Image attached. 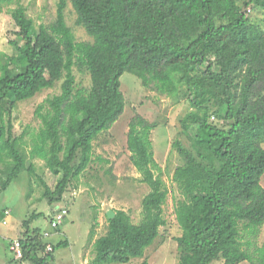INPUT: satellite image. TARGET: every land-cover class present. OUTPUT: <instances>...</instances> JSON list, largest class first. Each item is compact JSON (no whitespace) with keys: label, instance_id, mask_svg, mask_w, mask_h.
<instances>
[{"label":"trees","instance_id":"obj_1","mask_svg":"<svg viewBox=\"0 0 264 264\" xmlns=\"http://www.w3.org/2000/svg\"><path fill=\"white\" fill-rule=\"evenodd\" d=\"M14 2V53L0 78V163L7 173L2 189L24 170L37 177L22 150L25 134L13 129L19 102L63 79L61 92L37 107L41 126L30 149V158L43 159L57 177L51 187L39 176L44 196L55 204L79 187L94 160L95 140L123 114L121 76L130 72L143 86L190 105L171 142L182 158L172 176L182 229L175 237L177 264H264V242L249 251L241 240L243 232L256 237L264 224V25L247 13L248 6L264 12V0H71L77 24L92 41L77 40L66 21V0L52 23L38 26L19 0H0V12ZM74 67L87 70L89 87L77 88ZM157 126L138 113L127 134L130 160L150 187L143 218L135 223L126 210H114L87 264L144 256L167 223L169 188L152 140ZM29 223L19 238L21 260L51 264L67 240L52 243L53 251L42 257L48 242Z\"/></svg>","mask_w":264,"mask_h":264},{"label":"rangeland","instance_id":"obj_2","mask_svg":"<svg viewBox=\"0 0 264 264\" xmlns=\"http://www.w3.org/2000/svg\"><path fill=\"white\" fill-rule=\"evenodd\" d=\"M61 0H19L27 8V13L38 26L42 23H52L56 16ZM16 2L5 5L0 12V78L3 67L9 56L14 53L10 39L15 38L16 25L12 19L10 9ZM250 17L264 25V12L247 7ZM66 21L73 28L78 41H92L93 37L86 29L77 24V13L71 2L66 0ZM76 86L78 89L89 87L91 78L87 70L74 67ZM62 80L56 82L52 88L44 89L35 97L18 103L13 112V129L15 134H25L26 144L23 152L28 161L34 163L36 176L22 171L6 189L2 183L7 179L0 163V230L13 229L11 238L21 237L27 230L25 220H30V229L39 228L42 233L50 235L45 238L48 242L59 243L68 240V246H62L55 252L52 264H84V258L89 261L94 257V242L108 230L107 210H126L135 223L143 218L142 199L150 191V187L141 181V176L130 160L127 147L129 121L136 114H142L149 120L157 122L158 126L152 132L155 158L163 168V178L169 188V195L164 204L166 224L160 228V234L154 242L146 247L144 256L132 258L127 263L110 264H177L180 247L175 237L182 234V229L174 211V197L178 193L172 176L182 158L177 151H171V142L177 137L179 120L189 110L186 99L161 94L142 85L139 77L124 72L121 76L122 90L125 96V110L111 129L99 136L94 142L93 162L80 178V185L73 191H67L64 198L55 204H50L44 196V187L39 180L42 177L51 187L57 183V177L50 172L46 163L40 158H30L32 136L41 126V120L36 110L46 98L61 92ZM186 145L188 140L182 136ZM264 187V174L261 177ZM57 205L65 207L68 213L62 224L55 229L51 224L52 211ZM10 209L8 224L3 223L4 210ZM35 214H37L36 217ZM244 248L253 251L264 242V224L259 234L253 235L243 232L241 237ZM250 240L252 243L247 244ZM7 238L0 234V258L7 255L14 264H22L13 257L12 251L6 247ZM250 245V246H249ZM63 259V262L60 260ZM0 264H3L0 259ZM214 264H224L222 261ZM238 264H252L242 261Z\"/></svg>","mask_w":264,"mask_h":264},{"label":"built area","instance_id":"obj_3","mask_svg":"<svg viewBox=\"0 0 264 264\" xmlns=\"http://www.w3.org/2000/svg\"><path fill=\"white\" fill-rule=\"evenodd\" d=\"M67 213L68 210L65 207H61L59 205L54 207L52 211L51 224L55 229H58L60 227L64 219V216ZM4 214H5V218L3 219V223L7 224L8 223L7 218L10 216L11 210L6 209L4 211ZM49 235L50 234L48 232L43 233L44 238L48 237ZM10 250L13 252L15 258L21 259L23 257L22 242L20 241V239H15L10 241ZM52 251H53V244L51 242H48L42 257H44L46 254L51 253Z\"/></svg>","mask_w":264,"mask_h":264},{"label":"crops","instance_id":"obj_4","mask_svg":"<svg viewBox=\"0 0 264 264\" xmlns=\"http://www.w3.org/2000/svg\"><path fill=\"white\" fill-rule=\"evenodd\" d=\"M11 215V214H10ZM7 220H8V218H7ZM9 223V222H8ZM7 223V224H8ZM10 233H13V229L12 228H9V229H7V230H3V229H1L0 230V234H4L5 236H6V238H7V243H6V247H7V249H8V251L10 252L11 250H10V241H12V240H15V239H19L20 237H15V238H11V237H9L8 235L10 234ZM63 241H65V240H63ZM48 242V241H47ZM51 242V241H50ZM67 242H68V244H67V246L69 245V241L67 240ZM51 243H54L53 241L51 242ZM56 252V251H55ZM55 252H54V258H53V261L55 260ZM13 253V252H12ZM14 255V254H13ZM13 257H15V256H13ZM1 259V261H2V263L3 264H14V262H12V259H9L8 258V256L5 254V255H3V258L1 257L0 258ZM17 260H20L21 262H23L22 264H33L30 260H21V259H17ZM61 261H62V263H64L63 262V259H60ZM52 261V262H53ZM83 262H84V264H87L88 262H89V258H84V260H83ZM52 264V263H51Z\"/></svg>","mask_w":264,"mask_h":264},{"label":"water","instance_id":"obj_5","mask_svg":"<svg viewBox=\"0 0 264 264\" xmlns=\"http://www.w3.org/2000/svg\"><path fill=\"white\" fill-rule=\"evenodd\" d=\"M107 216L112 219L115 216V212L113 210H107Z\"/></svg>","mask_w":264,"mask_h":264},{"label":"clouds","instance_id":"obj_6","mask_svg":"<svg viewBox=\"0 0 264 264\" xmlns=\"http://www.w3.org/2000/svg\"><path fill=\"white\" fill-rule=\"evenodd\" d=\"M44 238V237H43ZM45 239V238H44Z\"/></svg>","mask_w":264,"mask_h":264}]
</instances>
